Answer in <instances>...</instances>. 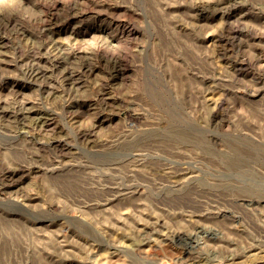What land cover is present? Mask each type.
Here are the masks:
<instances>
[{
    "label": "rangeland",
    "instance_id": "rangeland-1",
    "mask_svg": "<svg viewBox=\"0 0 264 264\" xmlns=\"http://www.w3.org/2000/svg\"><path fill=\"white\" fill-rule=\"evenodd\" d=\"M0 264H264V0H0Z\"/></svg>",
    "mask_w": 264,
    "mask_h": 264
},
{
    "label": "bare ground",
    "instance_id": "bare-ground-1",
    "mask_svg": "<svg viewBox=\"0 0 264 264\" xmlns=\"http://www.w3.org/2000/svg\"><path fill=\"white\" fill-rule=\"evenodd\" d=\"M233 10V9H232Z\"/></svg>",
    "mask_w": 264,
    "mask_h": 264
}]
</instances>
